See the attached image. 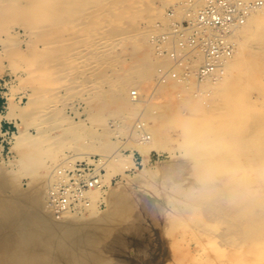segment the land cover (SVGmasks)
Returning a JSON list of instances; mask_svg holds the SVG:
<instances>
[{
	"label": "rangeland",
	"instance_id": "1",
	"mask_svg": "<svg viewBox=\"0 0 264 264\" xmlns=\"http://www.w3.org/2000/svg\"><path fill=\"white\" fill-rule=\"evenodd\" d=\"M69 1V16L57 19L0 0V120L10 126L0 132V264H264V79L243 87V123L231 126L212 77L194 75L190 89L173 77L158 81L162 62L172 61L151 36L183 18L191 0ZM96 38L110 42L97 48ZM145 56L149 72L139 70ZM131 87L138 102L123 100ZM196 120L210 134L195 151L185 130ZM141 134L159 140V149L131 152L127 144ZM60 146L55 162L38 163L37 152ZM67 154L101 156L105 198L59 218L48 182ZM110 154L121 156L116 171Z\"/></svg>",
	"mask_w": 264,
	"mask_h": 264
},
{
	"label": "built area",
	"instance_id": "2",
	"mask_svg": "<svg viewBox=\"0 0 264 264\" xmlns=\"http://www.w3.org/2000/svg\"><path fill=\"white\" fill-rule=\"evenodd\" d=\"M193 5L183 18L151 36L158 54L172 61L169 68L158 69L159 82L169 77L188 80L192 73L201 79L215 75L234 54L237 31L253 12L264 9V0H203L197 8ZM4 123L0 120V132L9 133ZM143 126L139 122L137 129ZM103 167L101 156L75 159V154H67L52 168L47 197L55 216L83 213L101 201L94 204L90 194L105 186Z\"/></svg>",
	"mask_w": 264,
	"mask_h": 264
},
{
	"label": "bare ground",
	"instance_id": "3",
	"mask_svg": "<svg viewBox=\"0 0 264 264\" xmlns=\"http://www.w3.org/2000/svg\"><path fill=\"white\" fill-rule=\"evenodd\" d=\"M6 1V0H5ZM9 1H11V0H8V2ZM67 1L68 0H15V2H11L10 4V7L11 8H14V10H23V11H29V13H31L32 14V16L33 15H36L37 17H39V16H45V14H47V16H46V18H48V16H49V18H66V17H68L69 16V14H68V12H67V14H68V16L66 15V10H64V6H65V2H66V4H67V6H70V5H68V4H70V1H69V3H67ZM77 1V0H76ZM79 1H81V0H79ZM192 1V3L191 4H194L193 6L194 7H198L199 6V4L202 2V0H195V1H193V0H191ZM2 2H3V0H2ZM8 2H6V3H8ZM33 2V7H35V8H30V7H32V5L31 6H29L30 5V3H32ZM72 2V1H71ZM9 4V3H8ZM76 4V3H75ZM202 4V3H201ZM35 5V6H34ZM80 5V4H79ZM71 6L73 7V3H71ZM70 6V7H71ZM75 6V5H74ZM9 7V6H8ZM66 7V6H65ZM71 7V8H72ZM11 8H10V10H11ZM30 8V9H29ZM67 8V7H66ZM74 8V7H73ZM8 9V8H7ZM77 9V8H76ZM89 9V8H88ZM9 10V9H8ZM13 10V11H14ZM73 10V9H72ZM65 11V12H64ZM39 12V13H38ZM7 13V12H6ZM35 13V14H34ZM15 15H16V13H14ZM74 14H76V13H74ZM4 15V14H3ZM71 15V14H70ZM29 16V15H28ZM27 16V17H28ZM42 16H41V18H42ZM71 17V16H70ZM72 17H73V15H72ZM178 17V16H177ZM9 18V17H8ZM11 18V17H10ZM31 18V17H30ZM34 18V17H33ZM44 19V18H43ZM32 20V19H31ZM171 20V19H170ZM48 21V20H47ZM172 21H173V19H172ZM56 22H57V20H56ZM66 23V22H65ZM40 24V23H39ZM51 27V26H50ZM39 28V27H38ZM30 29V28H29ZM52 30V29H51ZM29 31V30H28ZM238 33H237V35H236V47H235V51H234V54H233V57H231L230 59H228L225 63H224V65L221 67V68H219V70L217 71V73L215 74V75H211L210 77H207L206 79H211V77L213 78V83H217L218 84V86L220 87L219 89H220V93H221V96H223V98H225V102L227 103V106H228V108H229V112H228V124H232L231 126H233V124H235L236 122H241V124L243 123L242 122V119L244 118V114H243V111H242V106H241V100L242 99H240L239 98V96L243 93L242 91H243V87L246 85L247 86V84L248 83H250V80L251 79H256V78H260L261 80L262 79H264V9H261V10H257V11H255V12H253L250 16H249V18H248V20L246 21V23L243 25V26H241L240 28H239V30L237 31ZM32 33H34V32H32ZM126 33V32H125ZM135 33V32H134ZM140 33V32H139ZM130 34V33H129ZM133 34V33H132ZM132 34H130V35H132ZM90 35V34H89ZM127 35L128 34H126V37H127ZM129 35V36H130ZM136 35H138L139 36V34H138V32H137V34ZM133 36H135V35H133ZM89 37V36H88ZM91 38H92V36H90ZM123 37V35L120 37V39ZM136 37V36H135ZM135 37H134V40H135ZM90 38V40H91V42H92V39ZM107 38V37H106ZM125 38V37H124ZM130 38H132V36L130 37ZM129 38V39H130ZM97 39V38H96ZM115 39V38H114ZM119 39V40H120ZM127 39V38H126ZM143 39V38H142ZM103 40V39H102ZM109 40V41H108ZM123 40V39H122ZM96 42L95 43H93V44H95L96 46H97V48L99 47V46H104V45H106L107 46V44H108V42H110V39L108 38V39H104L103 41H100L99 39H97V40H95ZM131 41V40H130ZM133 41V40H132ZM136 41V40H135ZM48 42V41H47ZM116 42V41H115ZM89 43V42H88ZM136 43V42H135ZM134 43V44H135ZM141 43V41L139 40V41H137V43L136 44H140ZM86 44V43H85ZM112 44V43H111ZM136 44H135V46H136ZM90 45L92 46V44L90 43ZM138 46V45H137ZM109 47V46H108ZM141 47V46H140ZM86 48V47H85ZM87 48H90V46L88 47L87 46ZM137 48V47H136ZM94 49V48H93ZM137 49H139V48H137ZM93 51V50H92ZM133 51V50H132ZM147 51V50H146ZM90 52V51H89ZM148 52V51H147ZM146 52V54H143V55H147L148 53ZM142 55V56H143ZM74 56V55H73ZM141 56V57H142ZM235 56V57H234ZM77 58V57H76ZM149 58V57H148ZM146 59V56L144 57V59H142L143 60V63L141 64V66H140V68H139V70L141 71V72H149V70H151V64H152V62H151V64H150V62L149 61H147V59ZM92 62V61H91ZM159 62V61H158ZM66 64V63H65ZM153 65V64H152ZM161 65H163V66H161ZM160 66L161 67H163V68H166V66L168 65V63L167 62H162V64H161ZM165 65V66H164ZM134 68H136V67H134ZM159 69V68H158ZM135 70V69H134ZM136 71V70H135ZM74 72V71H73ZM82 72V71H81ZM135 73V72H134ZM140 73V72H139ZM143 75V74H142ZM140 76V75H139ZM108 77V76H107ZM193 77H194V74L192 73L191 74V76L189 77V79L188 80H184V81H180V82H182L183 83V85H185L186 86V88H191L193 85H195V82H193ZM170 79H173V78H171V77H169ZM258 81H259V79H257ZM260 80V81H261ZM211 81V80H210ZM252 81V80H251ZM120 82V81H119ZM174 82H175V80H174ZM203 82H205V81H203ZM207 82V81H206ZM262 82V81H261ZM106 83V82H105ZM253 83V82H252ZM251 83V84H252ZM116 84V83H115ZM121 84V83H120ZM125 84V83H124ZM117 85V84H116ZM202 85V84H201ZM214 85V84H213ZM203 86V85H202ZM174 87V86H173ZM115 88H116V86H115ZM215 88V87H214ZM254 88V87H253ZM196 88H194V90H195ZM206 89V88H205ZM251 89V88H250ZM129 90H130V93H133V91L134 92H137V90H134V88L133 87H131V88H129ZM192 90H193V88H192ZM209 90V89H208ZM215 90V89H214ZM213 90V91H214ZM66 91V90H65ZM119 91H122V87H120L119 86ZM212 91V92H213ZM179 92V91H178ZM186 92V91H185ZM199 91H197V93H198ZM203 92V91H202ZM212 92H210V93H212ZM245 92H246V90H245ZM213 94V93H212ZM247 94H249L248 92H247ZM246 95V94H245ZM118 96V95H117ZM208 96V95H207ZM213 96V95H212ZM211 96V97H212ZM244 97V96H243ZM120 98V97H119ZM222 98V99H223ZM121 99V98H120ZM12 98H11V96L10 95H8L7 96V105H6V107L10 110L11 109V106H12ZM123 100H125V101H127L128 102V100H133L134 102H138L137 101V96H131V97H128V98H124ZM198 100V99H197ZM221 100V99H220ZM188 101V100H187ZM218 101V100H217ZM193 102V101H192ZM212 102V101H211ZM225 103V104H226ZM210 104H212V103H210ZM194 106V105H193ZM198 106V105H197ZM224 107H225V105H223ZM245 106H246V104H245ZM222 107V106H221ZM247 107V106H246ZM195 108H198V107H196L195 106ZM203 108V107H202ZM227 108V107H226ZM249 108V107H248ZM245 109V108H244ZM199 110V109H198ZM212 110V109H211ZM222 110V109H221ZM221 110H219V111H221ZM246 110V109H245ZM249 110V109H248ZM8 111V110H7ZM195 111V110H194ZM210 111V110H209ZM216 111L217 110H215V113H216ZM195 112H197V111H195ZM222 112V111H221ZM224 112H225V114L227 115V113H226V110H224ZM224 112H222L221 114H223ZM247 111H245V113H246ZM249 112V111H248ZM251 113V112H250ZM253 113V112H252ZM251 113V114H252ZM256 113V115L258 114V112H254V114ZM197 114H199V113H197ZM203 114V113H202ZM211 114V113H210ZM213 114H214V110H213ZM248 114V113H247ZM246 114V115H247ZM260 114V113H259ZM6 115V114H5ZM212 115V114H211ZM216 115V114H215ZM220 115V114H219ZM243 115V116H242ZM250 115V114H249ZM253 115V114H252ZM262 115L264 116V113H262ZM218 116V115H217ZM254 116V115H253ZM262 116V117H263ZM201 117V116H200ZM221 117H222V115H221ZM227 117V116H226ZM249 117V116H248ZM247 117V118H248ZM255 117H257L258 119H255L256 121H259V120H261L262 119V117L261 116H259V115H257V116H255ZM259 117H261V118H259ZM199 118V117H198ZM202 118V117H201ZM200 118V119H201ZM213 119H215V118H213ZM222 119V118H221ZM204 121H206V120H204ZM210 121H212V120H210ZM246 121V120H245ZM198 121L196 120L195 121V123H193L192 124V127H191V129L190 130H185V131H187V132H189V133H187V135H188V139H187V142L188 143H190L191 145H192V149H196L197 150V148L198 149H201V147H202V144L199 142V140L202 138V137H204L205 135H207L208 136V133L210 134V132H208V130H209V128L207 129V127L205 128H202L201 126V124H200V122L199 123H197ZM208 122V121H207ZM220 122V121H219ZM261 122H262V120H261ZM143 123V122H142ZM225 123V122H224ZM245 123V122H244ZM259 123V122H258ZM18 124H20V122L18 123ZM191 124V123H190ZM189 124V125H190ZM200 124V125H199ZM208 124V123H207ZM184 125H185V123L183 124V128L182 129H184ZM263 125V124H262ZM186 126H188V125H186ZM199 126V127H198ZM261 126V125H260ZM209 127V126H208ZM224 127V126H223ZM237 127V126H236ZM240 128V127H239ZM264 128V127H263ZM188 129V128H187ZM241 129V128H240ZM121 130V129H120ZM135 130V129H134ZM226 130V129H225ZM242 130V129H241ZM146 131V130H145ZM148 131V130H147ZM236 131V130H235ZM234 131V132H235ZM124 132V131H123ZM150 132H151V130H150ZM183 132H184V130H183ZM182 132V133H183ZM237 132H238V130H237ZM20 133H21V131L20 130H18L17 132H15L14 134H13V136H12V143H17L21 138H20ZM121 133V132H120ZM135 133V132H134ZM151 134H152V132H151ZM184 135H185V133H184ZM135 136V135H134ZM144 136V137H143ZM152 135H150L149 137L148 136H145L144 134H141L138 138V141H136V140H132L131 142L129 141V143L127 144V146L128 147H130L131 148V152H133L134 150H138V151H140V152H142V153H144V152H146V151H149V150H152V149H159V144H160V142H158V141H154L153 139H151L152 137H151ZM230 136H231V134H230ZM184 137V136H183ZM206 137V136H205ZM209 137V136H208ZM148 138H150V139H148ZM212 138H213V136H212ZM218 138V137H217ZM235 138V137H234ZM186 139V138H185ZM189 140V141H188ZM183 141H184V139H183ZM203 141V140H202ZM214 142H215V140H213ZM218 141L220 142V140L218 139ZM222 141V140H221ZM185 143H186V140H185ZM188 146V145H187ZM160 147H161V145H160ZM200 147V148H199ZM66 148V146H63V147H57V148H55V149H53L52 150V152H49V151H47V150H45V149H41L39 152H37L36 154H35V158H36V160L38 161V163H44L47 159H52L53 160V158H54V162H55V153L58 151V150H64ZM167 149V148H166ZM194 149V150H195ZM195 150V151H196ZM200 151V150H199ZM107 153V152H106ZM226 153H228V152H226ZM119 154H117V156H114V157H112L111 156V154L109 155V156H111L112 157V159L110 158V159H108V161H107V163H108V167H110V165H112V162H113V160L116 162V161H118L119 159H120V157L121 156H118ZM224 155V154H223ZM244 155H245V153H244ZM77 157H80V155H76ZM231 156V155H230ZM234 156V155H233ZM225 158V157H224ZM228 158H230V157H228ZM76 159V158H75ZM226 159V158H225ZM236 159V158H235ZM227 162V161H226ZM243 162H244V160H243ZM54 164H56V163H54ZM227 164V163H226ZM52 164H48V167L49 166H51ZM238 166H239V164H237ZM236 166V165H235ZM243 166V165H242ZM111 168H113L112 169V171L114 170V171H116V170H118V168L114 165H112V167ZM107 174H108V172H107ZM107 177V176H106ZM107 179V178H106ZM104 191H105V189H95L94 191H92L91 192V194H90V197H91V199H92V201H93V203L95 204V202H97V200H99V199H101V198H105V195H104ZM103 200V199H102ZM93 204V205H94ZM96 205H94L93 206V208L95 207ZM97 207V206H96ZM95 207V208H96ZM92 210V209H91ZM91 210H90V212H91ZM45 211V210H44ZM92 211H94V209L92 210ZM42 213H43V211H41ZM40 212V213H41ZM49 212V211H48ZM39 213V214H40ZM46 213V212H45ZM51 213V212H50ZM50 213H47L48 215L50 214ZM42 216H46V214L45 215H41V218H40V220H43L44 218H46V217H44L43 219H42ZM49 216H51L52 217V215H49ZM51 217H48L47 216V218L44 220V222H46V220H51ZM56 219V218H55ZM70 219V218H69ZM69 219H67V221H65V220H63V221H65V222H68V220ZM48 221V222H49ZM69 221H71V220H69ZM72 221H73V219H72ZM47 222V224H49ZM53 222H56L54 219H53ZM53 222L51 221V224H49V225H51L50 227H52L53 229V231H57V228L55 229L54 228V226H56L55 224H57V222H58V220H57V222L55 223V224H53ZM62 221H60V223H61ZM64 222V223H65ZM59 223V222H58ZM59 223V225L61 226V224ZM63 223V222H62ZM63 223V224H64ZM72 223H74V222H71V224ZM45 224V223H44ZM47 224H45V225H47ZM66 224V223H65ZM64 224V225H65ZM70 224V225H71ZM68 225V224H67ZM73 226H71L72 228L74 227V226H77L76 225V223L75 224H72ZM58 226V225H57ZM56 226V227H57ZM63 226V225H62ZM69 226V225H68ZM79 226V225H78ZM49 227V230L51 229ZM65 227H67V226H65ZM70 227V228H71ZM80 227V226H79ZM78 227V228H79ZM60 229L62 228V227H59ZM68 228V227H67ZM67 228H65V230L67 229ZM78 228H77V230H78ZM63 230H64V227L62 228ZM69 229V228H68ZM67 229V230H68ZM80 229V228H79ZM64 230V231H65ZM70 230H72V229H70ZM76 230V231H77ZM82 230V229H81ZM80 230V231H81ZM64 231H62V232H64ZM79 231V230H78ZM59 232V231H58ZM57 232V233H58ZM60 232H61V230H60ZM61 232V233H62ZM73 232V231H72ZM68 233V232H67ZM78 233V232H77ZM76 232H75V234H77ZM64 234H66V233H64ZM74 234V233H73ZM74 234V235H75ZM67 235H69V236H71L70 234H66V236ZM82 238H83V236H81ZM81 238V239H82ZM68 239V238H67ZM11 258H13L12 256H10ZM15 258V257H14ZM10 259V258H9ZM16 259L18 260V258L16 257ZM15 259V260H16ZM19 260H21V259H19ZM6 261V260H5ZM11 261V259L9 260V261H7L8 263L7 264H10L9 262ZM23 261H25V259H23ZM13 263H11V264H20L19 263V261H12ZM26 263L27 264H31V261L30 260H28V261H26Z\"/></svg>",
	"mask_w": 264,
	"mask_h": 264
},
{
	"label": "trees",
	"instance_id": "4",
	"mask_svg": "<svg viewBox=\"0 0 264 264\" xmlns=\"http://www.w3.org/2000/svg\"><path fill=\"white\" fill-rule=\"evenodd\" d=\"M4 102H5V98L3 96L0 95V109H3L4 106Z\"/></svg>",
	"mask_w": 264,
	"mask_h": 264
}]
</instances>
